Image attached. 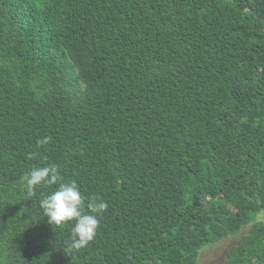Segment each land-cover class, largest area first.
<instances>
[{
  "label": "trees",
  "instance_id": "trees-1",
  "mask_svg": "<svg viewBox=\"0 0 264 264\" xmlns=\"http://www.w3.org/2000/svg\"><path fill=\"white\" fill-rule=\"evenodd\" d=\"M47 137L48 143L38 146ZM107 202L86 247L33 167ZM264 0H0V264H264Z\"/></svg>",
  "mask_w": 264,
  "mask_h": 264
},
{
  "label": "clouds",
  "instance_id": "clouds-1",
  "mask_svg": "<svg viewBox=\"0 0 264 264\" xmlns=\"http://www.w3.org/2000/svg\"><path fill=\"white\" fill-rule=\"evenodd\" d=\"M47 143L48 138L45 137L38 141V146ZM23 179L29 194H33L40 186L58 185L50 193L43 195L39 203L49 224H71L66 241L70 250H80L95 239L99 227L98 217L107 211V202L89 197L86 203L85 196L75 181H61L58 165L33 167Z\"/></svg>",
  "mask_w": 264,
  "mask_h": 264
},
{
  "label": "rangeland",
  "instance_id": "rangeland-1",
  "mask_svg": "<svg viewBox=\"0 0 264 264\" xmlns=\"http://www.w3.org/2000/svg\"><path fill=\"white\" fill-rule=\"evenodd\" d=\"M257 219L264 221V213L258 215ZM247 230L248 227H244L239 234L226 237L220 242L202 248L197 264H224L226 250L232 245H237L241 240L242 234L247 232Z\"/></svg>",
  "mask_w": 264,
  "mask_h": 264
}]
</instances>
